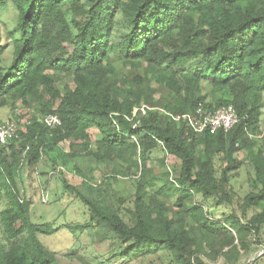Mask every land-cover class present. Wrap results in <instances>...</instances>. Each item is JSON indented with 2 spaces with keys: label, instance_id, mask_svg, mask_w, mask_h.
I'll list each match as a JSON object with an SVG mask.
<instances>
[{
  "label": "trees",
  "instance_id": "obj_1",
  "mask_svg": "<svg viewBox=\"0 0 264 264\" xmlns=\"http://www.w3.org/2000/svg\"><path fill=\"white\" fill-rule=\"evenodd\" d=\"M141 106L155 110L133 117ZM199 106H232L238 122L194 134L165 115ZM0 109L24 124L0 145V264H56L38 240L56 230L31 221L19 188L24 168L40 177L43 157L45 177L56 173L116 246L111 259L237 264L264 249V0H0ZM50 114L56 129L41 120ZM243 168L241 198L231 181ZM120 181L130 196L114 190ZM211 202L230 213L212 220Z\"/></svg>",
  "mask_w": 264,
  "mask_h": 264
},
{
  "label": "rangeland",
  "instance_id": "obj_2",
  "mask_svg": "<svg viewBox=\"0 0 264 264\" xmlns=\"http://www.w3.org/2000/svg\"><path fill=\"white\" fill-rule=\"evenodd\" d=\"M4 20L6 21L7 26L10 27L11 23L9 20H11V17H5ZM8 117L9 111L7 109H0V122L6 120ZM263 122L264 109L261 124V129L264 131ZM92 133L90 134L93 142L96 137L95 134ZM59 147L62 151H67V146L65 144H61ZM54 155H51L49 160L54 159ZM163 156L164 154L159 150L155 151L152 154L151 166L154 168L157 167V160ZM238 158L243 159L244 155L240 154ZM57 166L61 167L62 173H64L65 178L69 183L75 185L80 183V180L72 173L70 166L64 167L59 161ZM50 170V162L47 158L43 157L39 170L40 177L35 176L34 180L31 182L28 179L26 169L24 168L21 171L22 181L19 183V188H23L27 193L28 199L32 201L31 221L36 224L48 223L52 230H56L48 235H38L39 242L49 251L56 254V264H78L76 259L68 258V256L80 257L91 264H104L105 262L109 264H128L119 258H110V255L113 254V249H115L116 246L113 245V243L102 239V228L94 224L87 225L89 222L88 212L81 203L74 201L70 195L63 193L62 185L58 176H53L52 178L45 177ZM45 178L48 191L47 199L42 198V195L44 196V194L40 190V183H43ZM28 180L31 184L28 183ZM231 185L237 196L241 198L249 191L247 185V173L244 168L237 172L236 177L231 181ZM132 187L133 184L131 181H120L119 184L114 185V190L120 195L128 197L133 192ZM152 192H154V189ZM157 199L162 200V198L159 197ZM163 200L167 203H172L174 199L168 196ZM197 200L200 201V197H197ZM3 206L4 201L0 199V210L3 209ZM204 207L212 220H221L222 216H226L230 213L225 206L222 205L217 207L212 202L204 204ZM159 258L163 264L172 263L169 254L162 253L159 255ZM258 259L259 261L256 262ZM154 261L156 263L158 262L156 259H154ZM147 263L148 260H145L142 264ZM204 263L225 264L222 259H219L216 263H210L209 261L204 260ZM253 263L264 264V249L262 247H256L251 254L242 256L237 264ZM130 264L141 263L133 262Z\"/></svg>",
  "mask_w": 264,
  "mask_h": 264
},
{
  "label": "built area",
  "instance_id": "obj_3",
  "mask_svg": "<svg viewBox=\"0 0 264 264\" xmlns=\"http://www.w3.org/2000/svg\"><path fill=\"white\" fill-rule=\"evenodd\" d=\"M154 108H148L146 106H141L138 109H135L133 112V117L137 113L144 116L146 112L153 111ZM158 110V109H156ZM173 122L179 123L183 122L185 125L194 133L202 134L204 132H209L213 134L219 130L228 131L238 122V117L232 106L221 107L213 112H206L204 109L199 106L194 112L183 114V115H171L166 114ZM42 122L48 126L51 130L56 129L60 126V120L56 115L50 114L43 117ZM20 125H24L22 121H10L6 120L0 124V145H5L9 140L18 137V129ZM261 136H258L260 138ZM61 170L60 168L57 169ZM56 173L49 174L48 178H52ZM42 198L47 196L44 194Z\"/></svg>",
  "mask_w": 264,
  "mask_h": 264
},
{
  "label": "water",
  "instance_id": "obj_4",
  "mask_svg": "<svg viewBox=\"0 0 264 264\" xmlns=\"http://www.w3.org/2000/svg\"><path fill=\"white\" fill-rule=\"evenodd\" d=\"M261 256V255H260ZM260 256H258V257H260Z\"/></svg>",
  "mask_w": 264,
  "mask_h": 264
}]
</instances>
